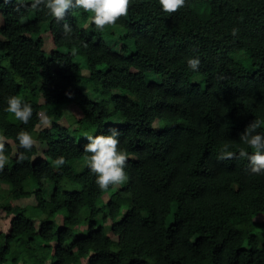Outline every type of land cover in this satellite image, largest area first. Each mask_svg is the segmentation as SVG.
Segmentation results:
<instances>
[{
  "label": "trees",
  "instance_id": "16d2710c",
  "mask_svg": "<svg viewBox=\"0 0 264 264\" xmlns=\"http://www.w3.org/2000/svg\"><path fill=\"white\" fill-rule=\"evenodd\" d=\"M0 185V264H264V0H0Z\"/></svg>",
  "mask_w": 264,
  "mask_h": 264
},
{
  "label": "rangeland",
  "instance_id": "374dc122",
  "mask_svg": "<svg viewBox=\"0 0 264 264\" xmlns=\"http://www.w3.org/2000/svg\"><path fill=\"white\" fill-rule=\"evenodd\" d=\"M230 53L236 57L237 59H239L244 65L246 66H249L251 61L247 60V57H246V53L243 51V50H236V51H230ZM197 75L193 76L196 77ZM200 81L202 82V84H204V82L200 79ZM86 90V88H84ZM87 91V90H86ZM64 106V105H63ZM66 107V106H65ZM63 111V110H62ZM80 114L79 110L73 106H70V107H66L65 110L63 111V116L61 118V122L64 123L66 126L72 128V123L73 121L75 120V117H78ZM48 123L47 122H44V124L42 126H46ZM42 126H39L40 128ZM79 139L80 138H86V134L84 133H81L78 135ZM35 145L37 146V149L40 153V151L44 148V146L40 145L39 142H35ZM4 185H0V187ZM25 203V201H23ZM1 217L3 218L4 217V213L2 212L1 213ZM0 219V226L3 224V219ZM85 226L82 225L80 228H84Z\"/></svg>",
  "mask_w": 264,
  "mask_h": 264
},
{
  "label": "clouds",
  "instance_id": "9594fccd",
  "mask_svg": "<svg viewBox=\"0 0 264 264\" xmlns=\"http://www.w3.org/2000/svg\"><path fill=\"white\" fill-rule=\"evenodd\" d=\"M234 40H237L238 41V38H234ZM195 46H198V47H206V48H209L208 47V45L207 44H205L202 40H199L197 43H196V45ZM239 50H243V49H239ZM244 51V50H243ZM229 53H230V51H229ZM230 55H232L231 53H230ZM233 56V55H232ZM234 57V56H233ZM198 60V58L197 57H195V61L194 62H196ZM149 75V78H151V79H154V78H158V75L156 74V73H153V72H151V73H149L148 74ZM195 75H197L196 77H194V78H192V82L193 83H198L199 81H200V79H201V77H203L204 75L203 74H193V76H195ZM68 108V107H70V106H73V107H75V108H77L76 106H74V105H64V106H61V109H63V110H65V108L66 107ZM78 109V108H77ZM79 110V109H78ZM85 134V133H84Z\"/></svg>",
  "mask_w": 264,
  "mask_h": 264
}]
</instances>
